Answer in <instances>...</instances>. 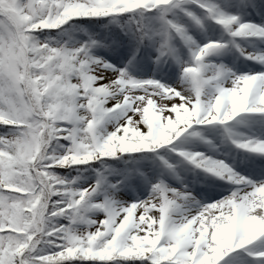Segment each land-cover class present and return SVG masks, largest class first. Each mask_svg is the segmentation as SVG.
<instances>
[{
  "label": "snow or ice",
  "instance_id": "1",
  "mask_svg": "<svg viewBox=\"0 0 264 264\" xmlns=\"http://www.w3.org/2000/svg\"><path fill=\"white\" fill-rule=\"evenodd\" d=\"M0 264H264V0H0Z\"/></svg>",
  "mask_w": 264,
  "mask_h": 264
}]
</instances>
